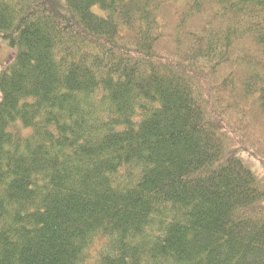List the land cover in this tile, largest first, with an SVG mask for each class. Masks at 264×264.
I'll use <instances>...</instances> for the list:
<instances>
[{"label": "trees", "instance_id": "trees-1", "mask_svg": "<svg viewBox=\"0 0 264 264\" xmlns=\"http://www.w3.org/2000/svg\"><path fill=\"white\" fill-rule=\"evenodd\" d=\"M0 42V264H264V0H0Z\"/></svg>", "mask_w": 264, "mask_h": 264}, {"label": "rangeland", "instance_id": "rangeland-1", "mask_svg": "<svg viewBox=\"0 0 264 264\" xmlns=\"http://www.w3.org/2000/svg\"><path fill=\"white\" fill-rule=\"evenodd\" d=\"M93 12L96 14H101L99 8H94ZM9 48L2 42H0V74L7 66V62L12 58V52L8 50ZM2 100V94L0 92V102Z\"/></svg>", "mask_w": 264, "mask_h": 264}, {"label": "bare ground", "instance_id": "bare-ground-1", "mask_svg": "<svg viewBox=\"0 0 264 264\" xmlns=\"http://www.w3.org/2000/svg\"><path fill=\"white\" fill-rule=\"evenodd\" d=\"M231 62V61H230ZM137 160V159H136Z\"/></svg>", "mask_w": 264, "mask_h": 264}]
</instances>
